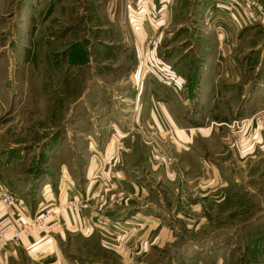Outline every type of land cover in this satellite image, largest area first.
Segmentation results:
<instances>
[{"label": "rangeland", "instance_id": "1", "mask_svg": "<svg viewBox=\"0 0 264 264\" xmlns=\"http://www.w3.org/2000/svg\"><path fill=\"white\" fill-rule=\"evenodd\" d=\"M201 2L0 0V171L20 196L49 198L42 206L59 223L51 235L64 214L98 210L85 200L92 183L103 182L105 194L112 174L126 173L125 185L96 204L98 218L120 215L114 232L106 225L107 239L75 233L63 248L73 264H264L263 143L248 159L221 153L229 135L257 144L263 115L236 117L233 96L201 86L213 65L206 42L225 27L215 11L229 7ZM174 88L176 115L191 135L184 142L148 124L151 103ZM182 150L195 167L184 175L181 162L170 173ZM133 177L145 185L140 195ZM72 201L80 209H67ZM41 207H29L30 217Z\"/></svg>", "mask_w": 264, "mask_h": 264}, {"label": "crops", "instance_id": "2", "mask_svg": "<svg viewBox=\"0 0 264 264\" xmlns=\"http://www.w3.org/2000/svg\"><path fill=\"white\" fill-rule=\"evenodd\" d=\"M196 1V6H198V8H204L201 0H199V2L198 0ZM237 1L244 3L250 0H208L207 2L206 7L208 8H215L218 2H223L229 5V7H226L223 11L220 10L221 8L215 11L216 14H223L225 16V23L223 24L225 27H221L218 24V26H220L218 27V33L222 31L223 34H219V38L217 39L206 42L208 43L206 48L210 47V51H212L213 65L212 70L207 69L204 72L206 75L202 74L200 84L202 86V84L207 82L206 86L210 85V91L213 96H215V94L217 96H221L222 94L233 96L235 101L230 104L236 107L234 109V111H236V117L242 118L250 115H263L261 117L263 118L262 126H264V22H262L264 19V0H259V4H261V8L259 9L250 8L249 6H236L235 3H237ZM219 18H221V16H219ZM226 32H228V37H225ZM208 51H205V53ZM222 59L225 60L223 61ZM171 80H173L172 77ZM168 84L169 82H167V85ZM173 91L174 92L170 95V99L165 96L163 101L156 98L151 103L148 124L150 127L164 126L167 128L166 130H168L167 133H171L174 139L184 142L186 141L185 139H189L191 135L184 134L185 126H187L184 116L178 117L176 115L177 97L175 94L177 95L178 91H176L175 88ZM240 93H242L241 98L243 100L237 103V100H239L237 98ZM202 128L203 131H207L206 127L204 128L203 126ZM217 130L218 129L215 131ZM226 137L227 138H224L223 144L221 145V153H229V156L234 155L239 159L242 157L248 159L252 156L254 152L259 149L258 143L260 145L263 143L264 146L263 136L258 138L255 136L254 142L257 143L255 145L254 143L252 145L245 144L248 143V141L240 140L238 142L233 135ZM178 158H180V160L178 159L179 161L175 160L176 162H172V164L169 165V172H175L178 163L184 162L187 164L185 166L181 165L182 169L179 171L184 175L190 174L191 171L184 167H195V156L188 151L182 150ZM4 171H0L1 182H3L11 192L20 196L16 191L19 186L13 179L11 180L10 177L5 176ZM123 172H125V170H119L118 173L112 174L111 177L114 178L113 182L106 184L107 189L105 190V194L102 193L104 186L103 182L96 181L92 183L85 193L86 197H84L85 200L88 201L91 209L98 210L95 212L94 210L86 209L81 215L64 214L63 228L55 235H39L31 232L28 235H23L18 242L0 240V264H13L14 260L18 261L21 258L23 259V257H30L32 264H73L66 257L63 248L65 245L64 242H67V240L73 243L74 239L77 237L75 233L80 232L85 236L95 237L99 235L100 232L103 238L105 237V239H107L108 231L104 226L109 225L108 229L113 231V228L115 230L116 226L114 225L116 223L114 222V218L120 219V215L115 214L112 215L113 217L107 215L104 218L101 216L98 218L99 211L103 212L102 207L99 208L98 205H96L100 201L98 200V195H105L107 198L106 193L110 190V187H112V189L122 188L125 185L124 181L126 179V173ZM130 185L131 190L136 192L137 195L144 192L145 185L142 184L138 177H133ZM62 192L63 188H60V193ZM74 195L76 196L77 194L74 193ZM20 197L23 198V204L26 206L27 210V214L23 215L24 220L30 218L29 207L32 209L37 206L38 209L49 200V198H45L44 201L42 200L39 203H34L33 200L26 198V196L22 195ZM229 198L230 197L226 196L222 203L226 202L225 200ZM123 203H125V201L121 202L122 205H124ZM129 217L135 219V215H129ZM172 217L175 218L174 215ZM9 223H11V219L4 211V206L0 201V224L7 225ZM93 233L95 234L92 235ZM82 234L80 235L82 236ZM80 235L78 234V236ZM73 237L75 238L73 239Z\"/></svg>", "mask_w": 264, "mask_h": 264}, {"label": "built area", "instance_id": "3", "mask_svg": "<svg viewBox=\"0 0 264 264\" xmlns=\"http://www.w3.org/2000/svg\"><path fill=\"white\" fill-rule=\"evenodd\" d=\"M243 123L252 125L255 123V118L252 120H243ZM236 123V121H235ZM256 123H261L259 118ZM0 201L4 206V211L11 219V223L7 225L0 224V240L2 241H15L18 242L23 235H28L31 232H36L39 235H49L59 226L57 217L53 210H48V206L41 207L40 211L34 216V218H28L24 220L23 215L27 214L26 206L23 204V200L17 194L11 192L0 181ZM44 205V204H43ZM81 206L77 202L72 201L67 205V209L77 210Z\"/></svg>", "mask_w": 264, "mask_h": 264}]
</instances>
